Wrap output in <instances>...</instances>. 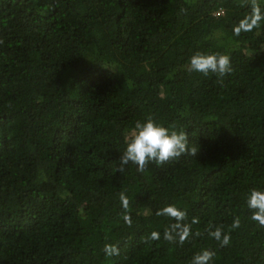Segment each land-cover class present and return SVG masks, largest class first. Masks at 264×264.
I'll list each match as a JSON object with an SVG mask.
<instances>
[{"label":"trees","instance_id":"1","mask_svg":"<svg viewBox=\"0 0 264 264\" xmlns=\"http://www.w3.org/2000/svg\"><path fill=\"white\" fill-rule=\"evenodd\" d=\"M249 11L236 0H0V264H191L204 249L211 264H264L246 203L264 190V27L232 33ZM196 52L230 55L223 85L187 70ZM149 116L186 131L198 154L114 173ZM168 204L203 234L163 240L174 221L155 213ZM236 216L221 247L205 229ZM152 231L161 239L142 243Z\"/></svg>","mask_w":264,"mask_h":264},{"label":"clouds","instance_id":"2","mask_svg":"<svg viewBox=\"0 0 264 264\" xmlns=\"http://www.w3.org/2000/svg\"><path fill=\"white\" fill-rule=\"evenodd\" d=\"M240 8H249L250 11L242 17L232 28L235 37L241 34L259 32L264 27V6L261 0H236ZM181 13L186 14L187 9L181 8ZM4 41L0 39V44ZM189 72L200 73L203 76L214 74L218 82L223 85V78L233 71L231 57L228 54L216 52L204 54L196 52L189 59ZM198 147H190L188 134L184 130H177L175 126L166 127L149 116L145 121H137L134 130L126 140V148L120 157L119 165L113 172L123 173L125 166L133 164L139 173H144L150 164L162 167L166 164L177 162L182 156H196ZM121 208L123 209V220L131 227L132 217L129 212L130 200L124 192L119 194ZM247 207L251 211L250 219L264 228V190L252 188L246 200ZM156 216L166 217L174 221L163 230V240L184 245L193 236L200 237L203 233L196 231L193 233L192 225L199 223L198 217H192L188 221L186 210L178 208L174 204L165 205L156 211ZM241 227V218L236 216L225 231L223 225L209 224L205 231L210 238L220 243L221 247H226L231 243V232ZM161 233L152 231L147 237H141L144 244L150 241H159ZM103 251L108 257L119 256L120 249L117 245L105 244ZM215 252L209 249L201 250L192 257L191 264H211Z\"/></svg>","mask_w":264,"mask_h":264}]
</instances>
